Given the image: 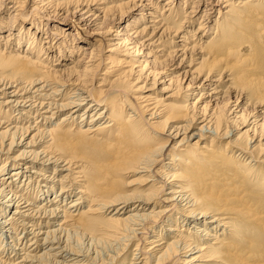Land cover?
<instances>
[{
	"label": "bare ground",
	"instance_id": "bare-ground-1",
	"mask_svg": "<svg viewBox=\"0 0 264 264\" xmlns=\"http://www.w3.org/2000/svg\"><path fill=\"white\" fill-rule=\"evenodd\" d=\"M136 1L0 0V233L9 229L22 233V237L12 233L14 259L0 257V264H85L87 261L79 259L64 240L67 231L73 230L74 236L81 229L95 230L98 235L90 240L113 247V255L122 242L138 239L130 257L131 261L140 260L136 264H149L150 258L154 264H242L252 239L258 245L249 259L264 253V172L257 173L251 163L256 161L255 145L246 150L236 138L231 145L237 155L224 147L232 157L218 153L223 158L218 159L217 168L206 166L209 158L217 159L210 153L212 144L206 141L229 138L230 132L220 127V121L211 123L206 116L198 123V133L190 134L191 124L186 123L170 127L168 133L163 129L161 134L163 121L179 117L178 110H170L172 98L161 102L135 84L138 77L134 78V73L140 74L150 65L148 60L135 58L141 51L138 45L134 44V52L121 53L108 31L100 34L104 28L101 19L117 11L133 13L139 7ZM220 1L225 17L214 22L215 32L209 41L211 28L206 32L201 21L192 34L190 26L197 22V11L187 14L177 3L173 17V1H167L162 12L159 3L154 4L158 12L149 13L148 8L153 7L140 3L134 21L154 20L149 22L150 28H132L136 29L133 34L140 39L152 29L145 41L156 50L144 56L151 58V66L169 58L168 66L173 67L183 57L180 67L189 52L191 61L183 78L189 77L191 86L202 78L200 85L216 76L227 78L241 97L245 93L249 100L254 97L264 102V0ZM209 2V9L203 12L205 21L213 10V1ZM66 3L91 12V24L99 26L90 36L92 47L107 48L105 59L82 69L79 61L72 67L55 63L65 55L62 45L54 42L53 36L60 37V33L44 31L39 15L48 7L61 9ZM96 12L102 13V18ZM217 13L222 15L220 9ZM5 16L10 17L8 24ZM177 17L182 20L181 27H171L168 20ZM158 24L162 26L155 28ZM163 34L165 45L160 38ZM75 39L74 35L72 45ZM71 48L68 51L73 53ZM75 50L85 55V47ZM153 70L157 74V69ZM93 79L99 82L97 86ZM87 85L90 90L84 87ZM81 108L84 113L76 122ZM63 111L67 112L59 123L53 124V117ZM248 141L252 140H247L246 146ZM16 147L18 152L13 154ZM90 148L96 149L91 155L95 161L92 169L84 172L85 163L76 155L90 154ZM192 151H196L194 155ZM245 155L250 159L244 161ZM104 160L106 166L101 164ZM122 174L130 178L126 186L118 182ZM138 179L144 181L142 189L125 190ZM17 181L24 184L17 186ZM37 200L42 201L37 204ZM111 208L113 214L105 217L109 225L97 229L95 217L101 218ZM139 253L144 257H138Z\"/></svg>",
	"mask_w": 264,
	"mask_h": 264
},
{
	"label": "rangeland",
	"instance_id": "rangeland-1",
	"mask_svg": "<svg viewBox=\"0 0 264 264\" xmlns=\"http://www.w3.org/2000/svg\"><path fill=\"white\" fill-rule=\"evenodd\" d=\"M151 1L153 2V4H150V0H145L143 2L142 1L139 2L137 0L136 3H137V6H139V7L133 13L119 14V12L117 11L112 16L108 15V17H106L105 19H101L100 22H102V24H103L102 26L105 29L101 28L100 34L102 32H104L105 30L108 31L110 36L112 35L111 36V38L113 39L112 44H114V46H116L118 48L119 52H121V53L122 52L124 53L126 51L127 52L129 51V53L134 52V44L138 45V47L141 48L140 49L141 51L137 52L139 55H137L135 58L148 60L150 62V65H148L146 70H144L142 73H140V74L134 73V78L138 77V79H139V80L137 79V81L136 80L134 81L135 84L138 86H142V88L146 92L151 94L153 97L157 96L159 99H161L160 100L161 102H164L163 100H165V98H172V100L170 102L172 103L173 106L170 110H174V111L178 110L179 117L175 121H172V120H170V121L165 120V122L163 121V123L159 125V128H160L159 132L161 134H164L163 129H165V131H167V133H168V129L170 127L172 129L175 126H183V125H186V123H189V124H191L190 128H189V133L190 134L198 133L197 130L200 127V125L198 123L201 121L202 117L207 116L208 119L210 118V120H212L210 122L214 123V124H216L218 121H220V127L225 128L230 132L229 138L218 140V141L214 140L212 142L206 141L207 145L212 144V146H210V148H209V150L211 151L210 153L213 156L214 155L217 156V159H215V160L212 159V161H210V158H209L208 159L209 161H207L206 166L211 165V166H215L217 168H220V165H217L218 159H222L223 157L218 155V153L219 154H226L227 151H229L231 149L233 152L235 151V155H237L238 150L236 148H232L231 144L236 138H238V141H240L244 144L246 150H247V148H249V145L250 146L255 145V147H256L255 151L256 152L253 153V156H254L256 161H251V163L255 164V167L257 168V171H256L257 173L263 174V172H264V102L261 100H257L254 97H251V99L249 100L248 98L245 97V93L242 95V97H243L242 98L240 96V92L237 90V87L233 89L232 85L229 84V82H226L227 78H223V80H222L221 78L216 76V77L211 78V81L205 82L203 85H200V83H202V81L204 79V78H202V80L199 82V84L191 86L188 83L189 82L188 80H190L189 77H188V79H187V76L185 78H183L184 73L188 72V66H189V63L191 61V59L189 58V56H190L189 52L187 54V59L183 60V64L180 67H178V65L180 64L183 57L176 60V64L173 65V67L168 66L169 65V58H167L166 60H163V61L159 60L155 64L153 63V65L151 66V61H152L151 58H145L144 56L147 53H150V50H152V51L156 50L153 46L148 44V41H145V40L149 39V36L152 32V29H148L147 30L148 34L146 36L143 35V37L140 39L135 37L136 35L133 34V32L136 29H132V28H139V30H141V28H143L144 26L145 27L147 26L150 28V27H152V23H149V22H153V20H154L152 18H148L144 22L134 21L135 17L139 14L138 10L140 8V3H142L143 5L146 4V5L153 7L152 8L153 11L150 7L148 8V13H149V11L158 12V10L155 9L156 5H154V4L159 3L158 4L159 11L162 12V10H164L163 8L165 6V3L167 1H170V2L173 1V4H172V7L174 6L172 8V10H173L172 16L173 17L175 16L174 9L177 10V8H178V6L176 5L177 3L179 5H181V7L179 6L180 9H183V8L186 9V10L185 9L184 10L187 14L190 12V10L197 11V14L195 17V19L197 18V22L192 27L190 26V29L192 30V34H193V32H195L197 29L198 22L201 21V22L205 23L206 32L208 31L209 28H211V30L209 32H207L208 33L207 41H209L210 38L213 37L212 36L213 32H215L214 22L220 21L221 17H225L224 16V10H223V3L220 0H210V1H213L212 2L213 10L208 12V18H207V21H205V19H203V16H204L203 12H205L206 9H209V7H207L208 4L211 3V2H209V0H208V2H207V0H204L203 2L205 4H203V5L201 3L202 2L201 0H159V1L158 0H151ZM196 4L198 7L196 6ZM8 6H10V4H8ZM31 9H32V7L29 6L28 12L31 11ZM219 9H220V11H222V15L217 13ZM145 10H147V8H145ZM47 11H48V13H47ZM86 12L87 11L80 10L79 8H77V10H76L75 4L66 3V5H64L63 8H61V9L55 8V7H50V8L48 7L46 9V11H43L42 13H40L39 16L41 17V22L43 23V26L41 28H43L44 31H47L50 33H54V32L60 33V37L59 36H53V37H55L54 42H56V46L59 45L58 43H60L62 45L63 49L62 48H60V49L62 50V53L63 52L65 53V55H64L63 59H60L61 61H59V62L56 61L55 63H60L61 65L67 64L68 67H72L73 65H75L79 61V63H77V65L80 64V66H82L80 69H82L84 66L93 64L96 60L101 59V58L103 60V59H105V57H107L109 55L108 53H105L107 48H104V51H103L101 49L92 47L94 42L90 38V36H92V34L96 31L97 28H99V26H97V25L94 26L91 24V22L93 21L92 20L93 17L91 16V12L90 13H86ZM99 12H96V13H98V15H100L99 18H102L103 14L99 13ZM49 13H50V16L48 15ZM9 16H5V23H7V24H8V20H10ZM132 22H135L137 24L132 23ZM181 22H182V20L177 17V18L169 19L167 23L171 27L177 28V27H181ZM186 22L188 25L190 20H187ZM19 23H21V22H19ZM17 24H18V21L15 22V25H17ZM27 26H25V29ZM126 26H134V27H126ZM161 26H162V24L161 25L158 24L155 28H160ZM183 26L185 27V24L182 25V29H185ZM3 28H6V27H3ZM62 29L64 30L63 32L61 31ZM15 33H16V31H15ZM72 33L75 35V38H76L73 45L70 43V41L74 38V35H72ZM6 34H7V30H4L3 35H6ZM200 34H202V33H200ZM158 35H159V33H158ZM157 36L153 40L157 39ZM30 37H31V35L29 36V38ZM160 38H161L162 44L165 45V40H166L165 35L164 34L161 35ZM172 40H175V39H172ZM204 40H206V39H203V41ZM70 47H72L71 49H73L72 50L73 53H70L68 51V48H70ZM74 47H76V48H74ZM82 47H85V49H86L83 52L85 55H82V53L80 54V53L76 52V50H75V49L79 50V48H82ZM22 48H23V50H25L27 48V42H25L23 44ZM131 48H133V49L131 50ZM65 57L69 58V61L68 60L66 61ZM196 66L197 65L191 64L190 67L196 68ZM153 69H157V71H155V73H157V74H155V75L153 74V72H154ZM137 70H139V68L135 69V71H137ZM148 73H150V74L147 75ZM87 77L90 78V76H87ZM100 77L101 76H99L97 79H100ZM89 78H87V80H89ZM64 80L66 81V77L64 78ZM93 82L96 83L95 86H97L99 83V82H96V80H94ZM88 86H89V90H90L91 89L90 85H87L84 87L88 88ZM92 88H94V87H92ZM213 88L218 90V92L213 93ZM169 100L170 99H168V100L166 99V102ZM208 101H210V103H208ZM66 112L67 111H63V113H58L57 115H55L53 117V119H52L53 121H51V122H53V124H56V123L58 124L60 121V118ZM83 113H84V109L81 108V110L77 116H79V115L81 116ZM89 115H90V113L88 112L85 116V117H87V120H85V122L86 121L89 122V119H90V117L88 118ZM80 116L76 119V122L80 121V119H79ZM164 116H165V114H164ZM195 121H197V122L195 123ZM255 123H256V125H255ZM53 124H51V125H53ZM247 140H252V141L251 142L248 141L249 143H247V146H246L245 142ZM226 146L228 147L227 151H225L223 149ZM17 149H19V148L16 147L15 150H12L13 154L14 153L17 154L18 151L15 152ZM99 150H103V149H99ZM90 151H91L90 154L76 155L79 157V159L82 162L85 163V164H83L84 165V169H83L84 172L91 170L92 166H93L92 163L95 161V159L91 158V155H94L93 153H96V149L90 148ZM195 152L196 151H192V154L194 155ZM227 154L232 157V155L229 152ZM233 157H234V155H233ZM237 158L239 159L240 155ZM246 159L247 160L250 159L248 155H245L244 161ZM0 162H3V158L0 160ZM101 164H105V166H106L107 162L104 160L101 162ZM1 165L2 164L0 163V166ZM7 166H8V164H6V167ZM9 169H11V168H9ZM226 171L227 170H225V172ZM138 177L139 176H136V178H138ZM19 179H21V182H22L23 179L22 178H19ZM129 180H130V178H128V176L126 174H122V177H119L118 182L122 186H124V185L126 186V184H128V182H129ZM21 182L19 183L17 181L16 185L17 186L23 185L24 183H21ZM143 183H144L143 179H138V181L135 182L136 185L134 184V185H132L133 187L131 186L130 188L125 187V190L129 189L130 191H139V189L143 188L142 187ZM35 188L37 189L38 187L35 186ZM55 192H57V190H55ZM41 201L42 200H37V204L40 203ZM245 207L247 208V206H245ZM114 210H115L114 208H111L105 214L103 213L102 217H104V218L95 217V218H97V220H96L97 229L99 227L102 228V227H105L106 225H109V223L105 220V217L107 218V217H109L110 214H113ZM84 216H86V215H84ZM242 226H244V224ZM185 228L186 229L189 228L188 223H187V225H185ZM69 230H72V229H69ZM160 230H161V228H160ZM78 231L79 232H77V234L74 236H73V233H74L73 230L67 231L68 232L67 234L69 236L65 235L66 237H64V240H66V245H69L73 250L76 251V253H77L76 255H80L79 259L83 258V260L87 261V262H85V264H136L140 261V260H137V261L136 260H132V261L130 260L131 254H132L133 250L135 249L136 244L138 243V239H132L129 241V243L122 242L123 246H121L120 249H118L116 252H114L115 255H113L112 253H110L113 247L107 248V247L102 246V244L98 245V243H96L94 241V239H93V241H92V239L90 240V237L93 238V236L98 235V233H94L95 230L81 229ZM9 232H11V233L9 234ZM69 232H70V234H69ZM12 233L13 234L17 233V235L19 237H22V235H21L22 233H20L19 230L16 232V230L12 231L9 229V231H7L6 233L5 232H3V234L0 233V257H2L3 260H7V259L12 258L14 256V254L16 253L15 244L13 241L15 239L12 237V235H13ZM164 233H165V229L163 228L162 237H163ZM154 236H156V235H154ZM144 237L145 236H143V238ZM146 237H148V236H146ZM147 242L153 243L154 239L149 236ZM23 244L26 247L28 246L27 241H26V244H25V241L23 242ZM250 244L252 246L248 247L247 256H244V258L241 259L242 264H264V255H263L264 253L262 254L261 251L258 252V254H257L258 257L254 258L252 260L249 259V254L253 250H255L257 245H258L254 239L251 240ZM143 246H148L150 248L151 244H149V245H147V244L143 245L142 244V247ZM251 247H253V248H251ZM95 252H98L96 258H95V255H96ZM137 256L139 257L140 253ZM140 257L143 258L144 256H140ZM145 257H147V256H145ZM13 259L14 258H12V260ZM95 259H97V260H95ZM122 260H124L123 263H121ZM147 262L149 264H151V263L154 264L155 261L153 262V258H150ZM210 262H213V261H210ZM254 262H256V263H254ZM170 264H172V263H170Z\"/></svg>",
	"mask_w": 264,
	"mask_h": 264
}]
</instances>
